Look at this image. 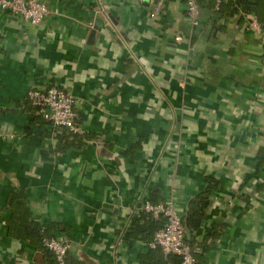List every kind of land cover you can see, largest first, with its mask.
<instances>
[{
	"label": "crops",
	"instance_id": "1",
	"mask_svg": "<svg viewBox=\"0 0 264 264\" xmlns=\"http://www.w3.org/2000/svg\"><path fill=\"white\" fill-rule=\"evenodd\" d=\"M39 1L53 13L37 26L0 11V264H54L11 235L23 197L68 264H174L150 222L129 231L153 193L174 199L197 264H264V32L233 0H200L195 30L183 0L157 20L148 1ZM49 87L74 97L85 146L57 151L63 129L28 101Z\"/></svg>",
	"mask_w": 264,
	"mask_h": 264
},
{
	"label": "built area",
	"instance_id": "2",
	"mask_svg": "<svg viewBox=\"0 0 264 264\" xmlns=\"http://www.w3.org/2000/svg\"><path fill=\"white\" fill-rule=\"evenodd\" d=\"M148 1L152 7L151 18L157 20L163 14L165 2L163 0ZM186 6V16L190 27L195 30L200 26V0H183ZM216 8L223 0H215ZM0 11L19 15L32 26H37L53 13L48 5L39 0H0ZM54 13H57L54 11ZM247 29L263 34V28L255 13L247 14ZM31 103L39 109L40 114L54 128H67L73 132H81L75 125L77 113L75 99L65 89L49 87L45 90H31L28 93ZM142 210L161 222L160 229L155 233L149 247L160 250L165 256H176L181 264H197L195 251L187 241V230L182 217L176 212L174 199L165 203L153 204L145 202ZM44 246L52 254L54 264H68L69 245L62 238H46Z\"/></svg>",
	"mask_w": 264,
	"mask_h": 264
},
{
	"label": "trees",
	"instance_id": "3",
	"mask_svg": "<svg viewBox=\"0 0 264 264\" xmlns=\"http://www.w3.org/2000/svg\"><path fill=\"white\" fill-rule=\"evenodd\" d=\"M230 3L232 6V10H231L232 14L242 12L243 14L242 19H243L247 14L255 13L258 16V20L260 22L259 17L264 10V0H233ZM221 5L222 3L219 5V8H217L219 9L218 11L221 10ZM28 101L34 108L38 109L36 106H34L31 103L29 98ZM76 120L77 119H75V125L77 126ZM56 129H63L62 134L57 135L58 143L56 147L58 152L66 151L71 146L82 147L86 145L84 140L82 141V138H80L81 132H73L67 128H56ZM63 141L64 143H62ZM262 163L264 164V158L262 160ZM209 188L210 189L208 190V192L211 191V187ZM153 194L152 196L147 198V200H145L143 204L147 201L153 204L162 203L161 202L162 200L159 199L160 196L157 193H153ZM21 196H22L21 193L18 194L16 193L14 198L19 199ZM24 198L25 197L20 199L19 202L16 201L15 205L12 208L14 215H12L10 221L11 222L14 221V224L12 223L13 228L11 227V235L19 239L30 241L32 244L37 246L39 250L48 251V249L44 246V239L52 238L54 236L49 233L48 227L46 229H43L40 225H38L36 222L33 221L31 212L28 209ZM208 202L209 200L207 195L203 197H199L198 199L190 202L188 206V213L186 218L188 228L192 230H198L200 228L202 221L205 219V211L208 207L209 204ZM139 221L150 222L151 224L150 226L153 228V231H155V233L161 227V222L154 220L150 214L146 213L144 210H141L138 214H134V216L132 217V224L129 231H131L134 226L138 227ZM129 231L126 230L127 232V234L125 232L126 236L125 234H123V236H125V239L127 238V236H130L128 233ZM168 259H172L174 264H181L180 259L176 256H169Z\"/></svg>",
	"mask_w": 264,
	"mask_h": 264
}]
</instances>
